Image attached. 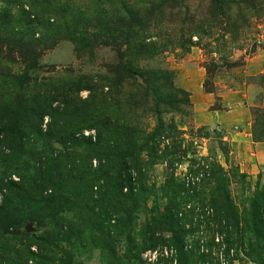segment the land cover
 Here are the masks:
<instances>
[{
  "label": "rangeland",
  "instance_id": "374dc122",
  "mask_svg": "<svg viewBox=\"0 0 264 264\" xmlns=\"http://www.w3.org/2000/svg\"><path fill=\"white\" fill-rule=\"evenodd\" d=\"M0 264H264V0H0Z\"/></svg>",
  "mask_w": 264,
  "mask_h": 264
}]
</instances>
